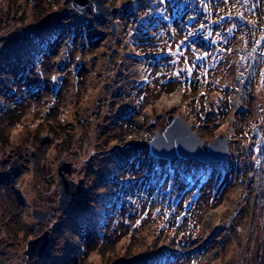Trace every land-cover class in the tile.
Listing matches in <instances>:
<instances>
[{
	"label": "rangeland",
	"instance_id": "374dc122",
	"mask_svg": "<svg viewBox=\"0 0 264 264\" xmlns=\"http://www.w3.org/2000/svg\"><path fill=\"white\" fill-rule=\"evenodd\" d=\"M71 2L0 0V264H264V0ZM176 115L226 157L151 155Z\"/></svg>",
	"mask_w": 264,
	"mask_h": 264
},
{
	"label": "water",
	"instance_id": "95a60500",
	"mask_svg": "<svg viewBox=\"0 0 264 264\" xmlns=\"http://www.w3.org/2000/svg\"><path fill=\"white\" fill-rule=\"evenodd\" d=\"M91 1L93 8L96 9L98 16L104 15V18L110 13L109 6L104 0H72L71 4L74 9L80 13H84L87 9L88 2ZM111 31L116 32V22H112ZM61 75H59L60 77ZM55 81L54 83H56ZM230 138L224 135H218L214 140L207 143L206 150L201 149L204 141L195 131H192L188 124L179 115L175 116L171 123L165 127L162 133L156 131L151 140L147 143L152 154L158 158L171 159L180 157L185 159L197 158L203 162H219L222 161L228 151ZM17 169V166H13ZM71 163L66 160L59 163L58 174L59 182L62 183L57 205H50V210H42L36 208L33 210V216L38 220H48L57 211H65L74 197L76 190V182L66 178L64 172L71 171ZM230 220V218H229ZM49 229L41 236L29 239L26 244L24 254L28 260L34 259L38 254L42 253L49 241ZM114 264H124L123 260H118Z\"/></svg>",
	"mask_w": 264,
	"mask_h": 264
},
{
	"label": "snow or ice",
	"instance_id": "6c2138e0",
	"mask_svg": "<svg viewBox=\"0 0 264 264\" xmlns=\"http://www.w3.org/2000/svg\"><path fill=\"white\" fill-rule=\"evenodd\" d=\"M225 2H227V0H225ZM93 11H96V9L93 8ZM201 27H203V25H201ZM189 35H192V34L190 33ZM257 43H259V41H258ZM229 51H231V50L229 49ZM65 54H66V53H65ZM204 55L206 56L207 53L205 52ZM197 59H198V60H202L203 57L200 56V57H197ZM170 62H171V61H170ZM56 67H58L59 69L62 70L63 67H64L63 61L61 60V61L58 63V65H57ZM192 67H196V65H193ZM192 67H189V68L187 69V72L189 73V75H190L191 72H192ZM242 74H243V73H241V75H242ZM180 75H181V73H173V76H177V77H178V76H180ZM51 79H52L53 82L57 81V80L59 79V73H58L57 75L52 76ZM138 223H139V221H137V224H138Z\"/></svg>",
	"mask_w": 264,
	"mask_h": 264
},
{
	"label": "trees",
	"instance_id": "16d2710c",
	"mask_svg": "<svg viewBox=\"0 0 264 264\" xmlns=\"http://www.w3.org/2000/svg\"><path fill=\"white\" fill-rule=\"evenodd\" d=\"M52 113V112H51ZM57 115H54L53 117H56ZM50 130L52 132H54L55 134H60V127L59 126H55V125H51Z\"/></svg>",
	"mask_w": 264,
	"mask_h": 264
}]
</instances>
